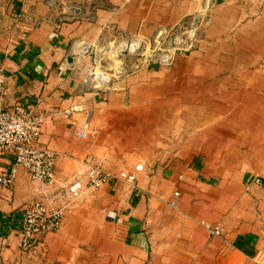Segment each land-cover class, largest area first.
I'll use <instances>...</instances> for the list:
<instances>
[{"label": "crops", "instance_id": "0c3cea01", "mask_svg": "<svg viewBox=\"0 0 264 264\" xmlns=\"http://www.w3.org/2000/svg\"><path fill=\"white\" fill-rule=\"evenodd\" d=\"M72 1L73 14L50 0H0L3 105L45 113L39 143L57 153L53 186L23 167L11 186L0 185V264H264V188L254 182L264 178V4L236 0L231 19L217 35L208 27L192 54L91 91L75 41L148 35L207 0ZM90 153L113 172H135V182L88 189L59 231L23 250L25 207L65 204L67 186L86 180ZM14 162L0 152V173Z\"/></svg>", "mask_w": 264, "mask_h": 264}, {"label": "built area", "instance_id": "2783aa9c", "mask_svg": "<svg viewBox=\"0 0 264 264\" xmlns=\"http://www.w3.org/2000/svg\"><path fill=\"white\" fill-rule=\"evenodd\" d=\"M50 4L54 7L57 5L60 8H64L67 13L71 14L75 13L77 8L76 3L72 0H50ZM81 43L85 47L88 46L87 52H89L93 46L92 43ZM176 44V47L168 49L167 52L163 54V65H172L177 53L184 47L189 48L191 46L187 38L183 35L177 37ZM142 46L143 45L136 51L128 49L124 51L136 53ZM104 52L108 53L109 50L106 49ZM103 56L104 54H100L99 58L97 57L94 60L95 66L84 79V85L88 90L105 91L111 89L110 85L116 75L109 72V68L104 66L105 59ZM118 69V74H124L126 71L125 67H118ZM120 70L122 71L120 72ZM99 72L110 74L111 78L103 85L93 86L91 81L99 80ZM124 75H128V73ZM6 85L7 75L5 68L0 64V152H10L15 155L14 166H12L10 170L0 173V185L4 187L11 186L17 176L18 167H23L30 173L33 179L45 185L53 186L56 181L55 166L57 162V153L50 147L42 146L39 143L46 115L31 106L22 104H16L10 109L5 108L3 99ZM86 158L90 162L86 173V180L77 179L67 186L65 196L68 201L65 204L56 205L54 200L45 202L39 199L31 202L25 207L23 211L20 242L23 250H31L37 244L40 234L59 231L63 225L66 210L70 204L84 195L88 189L98 188L107 182L118 180H126L132 184L137 178L135 172L126 170L118 172L111 171L97 163L94 155L91 153L88 154ZM143 167L142 163L136 165V171L142 170ZM254 182L264 188V178L257 176ZM179 196L180 192L175 191L174 197L178 198ZM171 205L175 206L176 201H172ZM202 224L211 235H221L223 232L219 224H213L209 221H202Z\"/></svg>", "mask_w": 264, "mask_h": 264}, {"label": "rangeland", "instance_id": "374dc122", "mask_svg": "<svg viewBox=\"0 0 264 264\" xmlns=\"http://www.w3.org/2000/svg\"><path fill=\"white\" fill-rule=\"evenodd\" d=\"M257 2L262 5L264 4V0H257ZM237 5L238 3L236 0H207L204 7H202L200 11L196 12V14H189L187 16L180 17V21L174 25H161L154 32H150L148 35L139 33L128 35L113 32L110 38L93 43L91 50L85 53H82L79 50L78 45L82 44L81 42L86 41L77 40L73 43V49L77 51V57H79V55L87 57L86 61L90 66V69L85 74L84 79L95 66L94 60L97 57L99 58V55L101 54L99 51L102 50V52H104L106 49H108L109 52L103 56L105 59L104 66L109 68V72L116 75L110 85L111 89L116 86L118 81H124V79L126 81L127 77L130 78L134 74H137L139 71L145 70L150 66H157L159 68L169 67V65H163L162 56L168 49L177 46L176 40L179 35H183L187 38L191 46L189 48L184 47L177 53L176 57L179 55L192 54L197 50L198 46L202 45L204 40L208 38V33L210 34L211 32L212 35L214 29L208 32L210 27H215V29H217L216 35L218 34V28L216 27L220 26L222 21L231 19V14H235V8ZM136 37L143 39V46L138 52L130 53L129 51H123L120 54H114L115 52H113V50H116L117 47H119L122 40H132ZM230 51H233V54H235L238 49L235 47L229 49V54ZM115 60L118 61L117 64H114ZM117 66L125 67V73H128V75H124L125 73L118 74L117 71L119 69Z\"/></svg>", "mask_w": 264, "mask_h": 264}, {"label": "bare ground", "instance_id": "6f19581e", "mask_svg": "<svg viewBox=\"0 0 264 264\" xmlns=\"http://www.w3.org/2000/svg\"><path fill=\"white\" fill-rule=\"evenodd\" d=\"M163 32V30H162ZM161 33V32H160ZM142 45V38L136 37L132 40H124L120 43L119 47H117L116 50H113V52H115L114 54H118L122 51H124L125 49L131 50V51H136L138 50V48ZM88 49L85 50V52H87ZM102 50H100L99 52H101ZM106 51V50H105ZM106 52H102L101 55L105 54ZM118 61L115 60L114 64H117ZM120 67V66H117ZM122 70H120L121 72ZM98 77L99 80L98 81H94L92 80L91 83L93 86H99V85H103L104 83H106L110 78V74H106L104 72H99L98 73Z\"/></svg>", "mask_w": 264, "mask_h": 264}, {"label": "water", "instance_id": "95a60500", "mask_svg": "<svg viewBox=\"0 0 264 264\" xmlns=\"http://www.w3.org/2000/svg\"><path fill=\"white\" fill-rule=\"evenodd\" d=\"M69 60L71 61L72 59L70 58Z\"/></svg>", "mask_w": 264, "mask_h": 264}]
</instances>
